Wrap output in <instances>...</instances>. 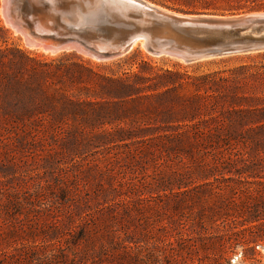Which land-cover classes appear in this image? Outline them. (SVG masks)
<instances>
[{
	"label": "rangeland",
	"instance_id": "rangeland-1",
	"mask_svg": "<svg viewBox=\"0 0 264 264\" xmlns=\"http://www.w3.org/2000/svg\"><path fill=\"white\" fill-rule=\"evenodd\" d=\"M146 1L186 14H241L187 13L172 9L168 0ZM0 23L8 31L0 41L5 62L25 61L18 49L43 63L73 54L102 73L117 70L118 63L128 71L144 60L152 72L189 75L180 94L203 97L205 126L214 131L229 125H222L224 118L218 121L227 96L264 98V51L193 63L153 56L141 44L106 61L74 52L48 56L26 47L5 24L1 0ZM207 76L209 82L203 81ZM221 78L229 81L219 83ZM132 130L137 133L136 126ZM161 134L107 144L92 136L54 138L0 121V264H264V239L252 251L239 234L247 221L243 204L253 205L251 197L226 192L230 211L220 209L225 204L214 190L219 174L213 171L222 154L219 143L193 142L185 153L173 141H162ZM250 156L264 166V159Z\"/></svg>",
	"mask_w": 264,
	"mask_h": 264
},
{
	"label": "trees",
	"instance_id": "trees-1",
	"mask_svg": "<svg viewBox=\"0 0 264 264\" xmlns=\"http://www.w3.org/2000/svg\"><path fill=\"white\" fill-rule=\"evenodd\" d=\"M168 1L173 3L172 9L187 13L224 15L264 10V0ZM7 35L8 31L0 23V41ZM5 50L0 49L1 123L27 126L32 131L70 141L92 136V141L107 144L132 141L147 132L161 131L158 137L162 141H173L185 153L188 151L185 146L193 142L219 143L222 154L216 159L213 171L219 174L215 177L214 190L220 196V205L225 204L226 192L234 196L237 190L239 195L251 197L253 205L243 204L247 221L239 234L244 236L243 245H251L252 251L264 239V166L254 164L250 156L252 153L257 161L264 159L261 156L264 106L260 105L264 98L227 96L224 100L227 110L220 114L218 121L224 118L222 125L229 122L228 129L220 127L214 131L215 127L205 126L208 114L204 112L206 107L203 109L206 105L200 103L203 97L194 95L190 99L180 94L187 85L186 80L192 79L189 75L152 72L144 60L131 65L128 71L118 63L117 70L108 67L109 73H102L100 66L73 54H63L50 63H43L17 49L26 57L25 61L38 63L35 68L27 66L25 61L5 62ZM203 81L209 82L208 76ZM228 81L229 78L219 79V83ZM151 122H161V125L148 127ZM135 126L137 133L132 130ZM225 207L229 212V204L220 209L226 212Z\"/></svg>",
	"mask_w": 264,
	"mask_h": 264
},
{
	"label": "water",
	"instance_id": "water-1",
	"mask_svg": "<svg viewBox=\"0 0 264 264\" xmlns=\"http://www.w3.org/2000/svg\"><path fill=\"white\" fill-rule=\"evenodd\" d=\"M8 2V3H6ZM4 22L27 46L98 61L142 43L153 56L185 63L264 51V11L231 16L186 14L146 0H7ZM14 31V32H15Z\"/></svg>",
	"mask_w": 264,
	"mask_h": 264
},
{
	"label": "bare ground",
	"instance_id": "bare-ground-1",
	"mask_svg": "<svg viewBox=\"0 0 264 264\" xmlns=\"http://www.w3.org/2000/svg\"><path fill=\"white\" fill-rule=\"evenodd\" d=\"M7 0H1V2H2V4H3V7H4V4H5V2H6ZM148 2V1H147ZM6 3H8V2H6ZM149 4H151V5H154V4H152V3H150V2H148ZM6 5V4H5ZM154 6H156V5H154ZM157 7H159V6H157ZM160 8V7H159ZM6 25L7 26H9V24L6 22ZM10 27V26H9ZM15 31V30H14ZM15 33L16 34H20L22 37H23V39L25 40V36H24V34L21 32V31H15ZM25 42V45H26V47H28V48H30V49H33L34 51H36L37 53H40V54H45V55H48V56H53V55H58V54H61L62 52H59L58 50H56V52L55 53H51V52H49L48 50H45V49H43V48H41V47H35V46H27V44H26V41H24ZM142 45V43L141 42H138V43H136L135 45H134V47L132 48V50H134V48L135 47H138L139 45ZM140 48V47H139ZM131 50V51H132ZM214 59H216V58H214ZM209 60H211V59H209ZM204 61H206V60H204Z\"/></svg>",
	"mask_w": 264,
	"mask_h": 264
}]
</instances>
